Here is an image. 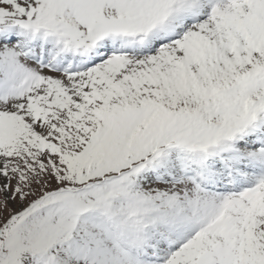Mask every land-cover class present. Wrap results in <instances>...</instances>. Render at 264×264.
<instances>
[{"label":"snow or ice","instance_id":"obj_1","mask_svg":"<svg viewBox=\"0 0 264 264\" xmlns=\"http://www.w3.org/2000/svg\"><path fill=\"white\" fill-rule=\"evenodd\" d=\"M0 264H264V0H0Z\"/></svg>","mask_w":264,"mask_h":264}]
</instances>
